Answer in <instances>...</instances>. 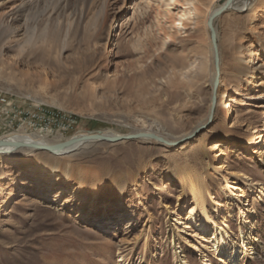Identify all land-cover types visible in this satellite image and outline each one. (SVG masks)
Masks as SVG:
<instances>
[{
  "label": "rangeland",
  "instance_id": "1",
  "mask_svg": "<svg viewBox=\"0 0 264 264\" xmlns=\"http://www.w3.org/2000/svg\"><path fill=\"white\" fill-rule=\"evenodd\" d=\"M228 1L0 0V97L11 111L0 106V137L41 136L53 146L80 132L175 139L71 152L74 184L99 189L87 220L76 218V202L57 211L24 199L19 184L43 152L21 147L0 158V264H264V79L239 77L235 94L227 54L232 42L255 63L264 59V0L239 13L222 9ZM225 88L227 107L218 94ZM27 112L45 120L18 121ZM52 174L57 185L61 174ZM39 178L30 173L31 185ZM192 187L208 227L197 209L191 215ZM121 188L125 212L103 228V204L116 206ZM72 192L67 186L65 197Z\"/></svg>",
  "mask_w": 264,
  "mask_h": 264
},
{
  "label": "bare ground",
  "instance_id": "2",
  "mask_svg": "<svg viewBox=\"0 0 264 264\" xmlns=\"http://www.w3.org/2000/svg\"><path fill=\"white\" fill-rule=\"evenodd\" d=\"M251 0H229L226 2L227 4L222 7V9L225 10H230V11H235L236 13L242 12L245 10V8H248V6L251 4ZM239 5H242L243 7H239ZM216 12L213 11L210 14V17L213 16ZM209 17V18H210ZM214 32H215V28ZM216 34V32H215ZM216 39V38H215ZM258 47H259V53L264 54V41H257ZM217 48V47H216ZM227 54L229 55L230 58V70L233 73V77L236 78V81H231V87L235 91V94H239V89H238V81L239 77L247 75L248 78L247 80L251 79L254 77L255 72L263 74V77L260 78V80L264 79V59L260 60L255 63V58L252 57V53H249L246 49L243 50V47L240 45H235L232 42H229ZM216 55H217V68H215L213 80H220L222 70L219 66V55H218V50L216 49ZM245 58H248L246 64ZM245 66V67H244ZM150 86V85H149ZM223 86V85H222ZM112 86H107V91L109 88ZM157 86L150 87L147 89L148 91L153 90ZM132 88H129L125 86V90L128 92H131ZM137 92V91H136ZM219 96H220V104L225 105L227 107V104L224 102V97L226 95V88L223 89V91H219ZM248 100H254L255 95H245ZM203 124H200L199 126L196 127V129L202 127ZM195 129V130H196ZM194 130V131H195ZM102 135H111V136H122L114 131H104V132H99ZM96 133H91V132H80L76 134L74 137L71 139H68L66 142L67 145H65L62 148H57V146H60L64 143H57L58 145L54 144L49 145L45 139L41 136H33V135H25V134H17V133H7L4 134L0 137V143L4 144H22L23 146L21 147H26L30 152H36V151H41L46 154H41L39 157H37L39 160H35L34 163L27 168V173L23 175L22 181L19 184L20 187L25 189L24 192V199L26 198H38L41 200H48L49 201V210H57V211H62L63 209L70 207L72 203L76 202L78 203V207L76 209V218H82L84 220H87L91 209L97 208V200H98V191L99 189L96 188L94 185H92V188L89 190H84L82 189V184L81 182H76V185L74 182L76 180L71 179V174L73 172V168L70 166V161H68V155H70L71 152L78 150L81 148L83 145L87 144L88 142H82L81 139L85 136H90L94 135ZM143 134L154 136L155 138H159L162 143V145H172L173 139L170 140L167 135L163 133H157L154 131H146L143 132ZM142 140H152V138H144ZM259 141L255 143H250V140L247 138H241L239 139V143L243 145H259L260 143L263 142V140L258 139ZM91 143V142H90ZM19 148H9L2 146L0 147V158L5 159L8 156H11L14 154L16 150L21 149ZM44 147H49L50 149H44ZM255 149L251 148V156L255 154ZM48 166V171L49 173H43L44 169H46ZM36 171L39 174V180L31 185V180H30V173ZM52 172L61 174V177L58 179L57 185H54L56 180L55 175L52 174ZM78 175L81 177L82 171L81 169L78 170ZM170 175V174H169ZM167 176L170 178V176ZM72 185L73 186V192L71 197H65L66 195V187ZM123 184H120V187L123 188ZM29 187V188H27ZM122 188L120 190V199L118 201V204L116 206H110V204L105 203L103 204V209L102 212H104L103 217L99 220L98 224L105 228L109 225V221L116 222L115 217H119V215L122 214V212H125L124 208L126 206V203L124 200H122ZM56 192L55 197H49V194L51 192ZM191 196L192 199L195 201V208L194 210H191V215H193L195 209L199 211V219H200V226L201 228L203 227H208L207 225L210 223V218L206 212V209L202 203L201 200V192L198 188L192 187L191 188ZM8 201H4V203H7ZM194 203V202H193ZM72 208V206H71ZM112 214V215H111ZM195 214V213H194ZM149 215V213L147 214ZM111 216H115L114 218ZM131 216L130 218H127L125 221L127 223L131 222ZM149 219L151 218L150 215L148 217ZM109 220V221H108ZM97 224V225H98ZM129 225V224H128ZM219 231V230H217ZM215 235V234H214ZM226 235V234H225ZM220 242H225L223 237L220 239ZM216 246V245H215Z\"/></svg>",
  "mask_w": 264,
  "mask_h": 264
},
{
  "label": "water",
  "instance_id": "3",
  "mask_svg": "<svg viewBox=\"0 0 264 264\" xmlns=\"http://www.w3.org/2000/svg\"><path fill=\"white\" fill-rule=\"evenodd\" d=\"M218 11L209 18L208 20V27L210 29V34H211V40L212 43L214 44V48H215V32L214 29L212 27V21L213 19L218 15ZM217 83V80H215L214 85ZM144 138H152L154 140L157 141H161L159 138H155L154 136H150V135H146L143 133H137V134H133V135H122V136H111V135H102L100 133H96L94 135H90V136H85L81 139L82 142H88V143H95V142H107V143H118V142H122V141H131V140H142ZM67 143H64L60 146H57V148H62L65 145H67ZM5 146V147H9V148H19L21 146H23L22 144L16 143V144H4V143H0V147ZM44 149L49 150V147H44Z\"/></svg>",
  "mask_w": 264,
  "mask_h": 264
},
{
  "label": "built area",
  "instance_id": "4",
  "mask_svg": "<svg viewBox=\"0 0 264 264\" xmlns=\"http://www.w3.org/2000/svg\"><path fill=\"white\" fill-rule=\"evenodd\" d=\"M0 106H1V108L2 109H4V111H9V112H11L9 109H10V104L6 101V99L5 98H2V97H0ZM19 117H21V118H19V120L18 121H20L21 119L23 120V121H25V122H27V123H34V122H39V121H44L45 119V116H43V115H40V116H36L35 114H33V113H31V112H27V113H25V114H23V113H20L19 114ZM44 119V120H43ZM23 124H24V122H23Z\"/></svg>",
  "mask_w": 264,
  "mask_h": 264
}]
</instances>
